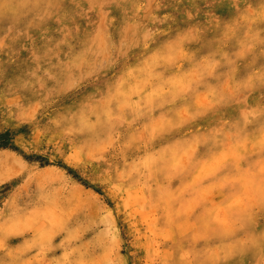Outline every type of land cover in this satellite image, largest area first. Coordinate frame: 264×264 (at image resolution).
Wrapping results in <instances>:
<instances>
[{
  "label": "rangeland",
  "instance_id": "obj_1",
  "mask_svg": "<svg viewBox=\"0 0 264 264\" xmlns=\"http://www.w3.org/2000/svg\"><path fill=\"white\" fill-rule=\"evenodd\" d=\"M262 145L264 0H0V264H264Z\"/></svg>",
  "mask_w": 264,
  "mask_h": 264
},
{
  "label": "snow or ice",
  "instance_id": "obj_2",
  "mask_svg": "<svg viewBox=\"0 0 264 264\" xmlns=\"http://www.w3.org/2000/svg\"><path fill=\"white\" fill-rule=\"evenodd\" d=\"M2 7H4L5 9H7V4L2 5ZM56 20L58 23H65L66 22V18H62V17H56ZM49 30H51V27L49 28ZM261 155L264 156V145H262L261 147Z\"/></svg>",
  "mask_w": 264,
  "mask_h": 264
},
{
  "label": "bare ground",
  "instance_id": "obj_3",
  "mask_svg": "<svg viewBox=\"0 0 264 264\" xmlns=\"http://www.w3.org/2000/svg\"><path fill=\"white\" fill-rule=\"evenodd\" d=\"M46 11V10H45Z\"/></svg>",
  "mask_w": 264,
  "mask_h": 264
}]
</instances>
